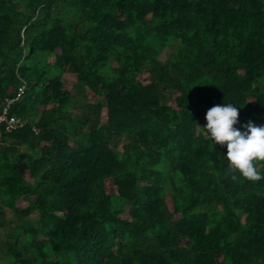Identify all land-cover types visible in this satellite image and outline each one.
<instances>
[{"label":"trees","instance_id":"trees-1","mask_svg":"<svg viewBox=\"0 0 264 264\" xmlns=\"http://www.w3.org/2000/svg\"><path fill=\"white\" fill-rule=\"evenodd\" d=\"M8 98L0 264H264V180L201 128L264 126V0H0Z\"/></svg>","mask_w":264,"mask_h":264},{"label":"clouds","instance_id":"clouds-1","mask_svg":"<svg viewBox=\"0 0 264 264\" xmlns=\"http://www.w3.org/2000/svg\"><path fill=\"white\" fill-rule=\"evenodd\" d=\"M205 119L207 123L201 128L207 138L214 144L227 145V172L231 179L237 181L236 173H239L240 177L252 183L264 180L259 169V165L264 163V126L248 122L244 125L246 131L237 129L239 108L233 102L211 107Z\"/></svg>","mask_w":264,"mask_h":264},{"label":"built area","instance_id":"built-area-1","mask_svg":"<svg viewBox=\"0 0 264 264\" xmlns=\"http://www.w3.org/2000/svg\"><path fill=\"white\" fill-rule=\"evenodd\" d=\"M23 88V85L18 87L17 95H20L22 93ZM13 99L14 98H8L7 102L3 105V108L0 112V124L3 125V129L5 131H11L23 124V121H21L17 116L8 113V106L13 101Z\"/></svg>","mask_w":264,"mask_h":264},{"label":"rangeland","instance_id":"rangeland-1","mask_svg":"<svg viewBox=\"0 0 264 264\" xmlns=\"http://www.w3.org/2000/svg\"><path fill=\"white\" fill-rule=\"evenodd\" d=\"M165 57H166V52L164 51L162 54H161V59H165ZM74 80H75V77H74V75L73 74H71V73H66V74H64L63 75V84L65 85V86H71L72 85V83H74ZM102 117H104V113H103V116ZM10 216V211L9 210H7V217H9Z\"/></svg>","mask_w":264,"mask_h":264}]
</instances>
